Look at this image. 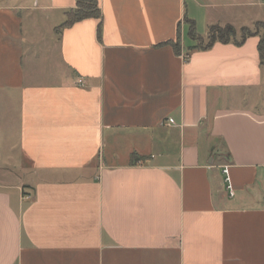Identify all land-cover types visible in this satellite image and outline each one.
<instances>
[{"label": "crops", "instance_id": "0c3cea01", "mask_svg": "<svg viewBox=\"0 0 264 264\" xmlns=\"http://www.w3.org/2000/svg\"><path fill=\"white\" fill-rule=\"evenodd\" d=\"M99 6L59 29L76 0H0V264H264L260 35L189 24L264 0Z\"/></svg>", "mask_w": 264, "mask_h": 264}, {"label": "trees", "instance_id": "16d2710c", "mask_svg": "<svg viewBox=\"0 0 264 264\" xmlns=\"http://www.w3.org/2000/svg\"><path fill=\"white\" fill-rule=\"evenodd\" d=\"M67 20L59 26V29L73 25L74 23L87 18H101V10L99 0H76V7L66 11ZM190 36L197 44L191 49L206 50L211 48L215 43H230L242 44L250 36L260 35L259 53L261 62L264 64V33L261 34L260 28H264V22H257L255 29L243 27L238 31L233 25L227 24L224 26L211 25L207 36L203 37L196 31V24L193 20H189ZM100 31V29H99ZM176 53H181L180 37L176 42L169 41ZM187 58V57H186Z\"/></svg>", "mask_w": 264, "mask_h": 264}, {"label": "rangeland", "instance_id": "374dc122", "mask_svg": "<svg viewBox=\"0 0 264 264\" xmlns=\"http://www.w3.org/2000/svg\"><path fill=\"white\" fill-rule=\"evenodd\" d=\"M2 3H8V4H33L34 3V0H1ZM245 8H242V10L244 11V14H247L246 16H243L242 19L240 20V22L238 24H244L246 25L247 27L251 28V29H255L256 27V19L255 17L260 15L261 11L259 10H250V9H247V10H244ZM238 10V9H236ZM226 12L228 13L229 10H226ZM226 13V14H227ZM243 14V13H241ZM230 15V13H229ZM216 25H220V24H216ZM227 25V24H226ZM220 26H224V25H220ZM235 27V26H234ZM238 31H240V29H238L237 27H235ZM206 30V29H205ZM196 31L197 33L199 34L200 30L198 31V29L196 28ZM206 32V31H204ZM260 32L261 34L264 33V28H260Z\"/></svg>", "mask_w": 264, "mask_h": 264}, {"label": "built area", "instance_id": "2783aa9c", "mask_svg": "<svg viewBox=\"0 0 264 264\" xmlns=\"http://www.w3.org/2000/svg\"><path fill=\"white\" fill-rule=\"evenodd\" d=\"M174 120L173 119H170L169 120V123H173ZM223 172L226 174V183H227V190L229 191V195L231 197H233L235 195V191L233 189V186L231 184V180H230V176H229V169H228V166H225L224 167V170Z\"/></svg>", "mask_w": 264, "mask_h": 264}]
</instances>
